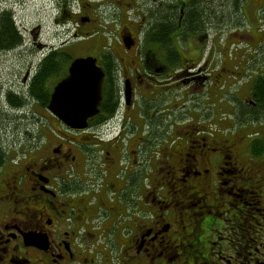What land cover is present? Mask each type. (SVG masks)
<instances>
[{
	"label": "flooded vegetation",
	"instance_id": "obj_1",
	"mask_svg": "<svg viewBox=\"0 0 264 264\" xmlns=\"http://www.w3.org/2000/svg\"><path fill=\"white\" fill-rule=\"evenodd\" d=\"M44 1L74 27L57 45L39 29L21 82L63 52L51 93L90 56L101 99L84 130L29 120L0 168V264H264V56L231 90L242 63L214 59L219 25L194 33L183 0ZM173 7L177 33L155 27Z\"/></svg>",
	"mask_w": 264,
	"mask_h": 264
},
{
	"label": "rangeland",
	"instance_id": "obj_2",
	"mask_svg": "<svg viewBox=\"0 0 264 264\" xmlns=\"http://www.w3.org/2000/svg\"><path fill=\"white\" fill-rule=\"evenodd\" d=\"M225 1L226 0H218L216 2L220 4ZM244 1H246L244 7H242L239 12L237 11V18L234 17L235 20H238L236 23L237 25L231 24L230 26H226L223 22H220L219 26L214 25L215 28L207 30L208 34L203 38V41L207 46L212 39V47L216 46L213 56H215V54L222 55L223 59L228 60L230 68L231 66H237L242 63L243 66H241V70L246 69V67L247 69L251 67V69H248L249 71L252 70L253 67L256 68L255 66L258 64V61H262L261 59L264 56V42H262V47L260 48H258V46L261 45H257V40L262 38L260 36V31L261 28H263V24L256 18V10L263 0ZM0 7L2 9L4 7L10 8L14 12V22L25 38V45L22 48L9 53H0V90H8V87H13L18 93L25 92L27 86L21 82V78L26 71L29 70L30 72H33V67L38 63L39 58L42 56L40 49L35 43H33L34 37L38 36L39 29L40 35L42 34L43 38L49 35V43L57 45L60 41L71 37L69 33L63 34L62 31L66 29L69 31L72 29V26L74 27V25L71 26L69 24V20L64 22V27L62 26V23H56L55 18L58 15L57 11L50 8L44 0H0ZM225 15H227V13ZM55 34L58 37H55ZM250 36H252L251 40ZM103 41L105 42V38ZM183 49V54H188L189 50L186 51L184 45ZM229 51L230 53H228ZM88 52L92 51L84 44H79L76 51H73L75 54H85ZM196 55L197 54L195 53L194 56ZM251 55H255L256 60L252 61L251 64L249 63L250 65L247 63L244 68L243 62ZM217 60L219 62L220 58ZM211 66H213V63ZM258 69L260 68L257 67L256 70ZM243 70L241 71L242 73L235 79L236 83H234L233 87H231V90L238 88V84L241 81L238 79L241 76L250 74H244ZM59 76L60 75L55 74L48 78L43 84V90L46 88L50 89ZM2 94L4 93H1V95ZM31 102L32 99L30 98L25 102V104H23L25 105V109H19V111L14 112L9 111L10 117H13V124L9 128V140L4 143V147L8 154L13 153L17 148L20 142L19 137H21L24 133V126L32 116H38L40 118L46 117L47 111L45 112L43 109L34 106V104L32 105ZM206 103H208L207 100ZM3 106L5 107L4 110H8L5 105ZM204 108H206V105ZM19 128L21 129L22 134H16V132H20L17 131ZM15 136H17V138Z\"/></svg>",
	"mask_w": 264,
	"mask_h": 264
},
{
	"label": "trees",
	"instance_id": "obj_3",
	"mask_svg": "<svg viewBox=\"0 0 264 264\" xmlns=\"http://www.w3.org/2000/svg\"><path fill=\"white\" fill-rule=\"evenodd\" d=\"M218 1V0H217ZM183 2H187L185 15L182 19V24L191 26L193 32L201 31L208 25L210 26L212 23L220 25V22H223L224 25L230 26L231 24H236L238 20L237 13L239 10L244 7L246 1L244 0H226L222 3H217L215 0H183ZM264 2L261 4L260 7L257 8V20L260 23H264ZM238 11V12H237ZM178 12V7H173L172 12L169 14L166 19L164 17L161 18V22L157 23L155 27L160 25V29H162L164 22L168 25L169 29H172V33H177V28L175 25L176 14ZM227 13V15H225ZM234 15V16H233ZM256 15V14H255ZM163 16V15H162ZM237 25V24H236ZM235 26V25H234ZM176 28V29H175ZM258 48L262 47L261 39L257 40ZM24 43L22 32L17 28L14 18L13 12L11 9L3 8L0 10V52L1 53H9L13 52L16 49H19L21 45ZM216 46H213L210 52L213 54L215 53ZM229 50V49H228ZM230 53V51L228 52ZM64 55L63 52L56 53L53 55L52 53L46 58L45 63L43 66L39 65L35 74L29 80L28 86L25 89V92H10L8 90H0V168L4 164L8 155L4 147V143L9 140V128L13 124V117H10L9 111H19V109H25V102L28 99H35L41 100L44 104H46L49 100L50 91L43 90V84L45 81L50 78L51 76L55 75V68H54V59L59 60ZM219 56V57H217ZM222 55L215 54L214 59L216 60L220 58ZM255 57V55H251ZM254 59V58H252ZM264 88V83L261 84ZM1 93H4L1 95ZM5 105L8 110H4ZM23 105L22 107H20ZM20 113V112H15ZM20 117V116H19ZM30 120V119H29ZM25 124L23 131L26 129L27 125L30 124V121ZM15 122V117H14ZM16 126V125H15ZM20 132H16V134L21 133V129L19 128ZM22 134V133H21ZM24 134V133H23ZM22 134V136H24ZM20 136V135H19ZM17 138V136H15ZM21 138V137H19ZM18 138V140H19ZM16 151V150H15Z\"/></svg>",
	"mask_w": 264,
	"mask_h": 264
},
{
	"label": "water",
	"instance_id": "obj_4",
	"mask_svg": "<svg viewBox=\"0 0 264 264\" xmlns=\"http://www.w3.org/2000/svg\"><path fill=\"white\" fill-rule=\"evenodd\" d=\"M103 72L92 57L75 58L50 94L47 110L68 128L84 130L101 99Z\"/></svg>",
	"mask_w": 264,
	"mask_h": 264
}]
</instances>
